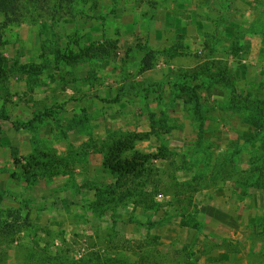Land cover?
Listing matches in <instances>:
<instances>
[{
    "label": "rangeland",
    "instance_id": "374dc122",
    "mask_svg": "<svg viewBox=\"0 0 264 264\" xmlns=\"http://www.w3.org/2000/svg\"><path fill=\"white\" fill-rule=\"evenodd\" d=\"M148 52L152 66L139 72ZM0 53V208H19L31 227L10 236V264H23L25 247L58 248L66 264H187L191 252L196 264L247 262L264 185L208 176L226 155L248 167L252 129L222 85L185 102L173 84L215 57L237 93L264 87V0H74L56 13H0ZM127 132L146 135L135 148L158 156L134 175L144 193L97 204L116 179L103 165L107 137ZM196 175L195 190L182 185ZM175 183L184 192L171 196ZM224 238L246 246L226 252Z\"/></svg>",
    "mask_w": 264,
    "mask_h": 264
},
{
    "label": "trees",
    "instance_id": "16d2710c",
    "mask_svg": "<svg viewBox=\"0 0 264 264\" xmlns=\"http://www.w3.org/2000/svg\"><path fill=\"white\" fill-rule=\"evenodd\" d=\"M73 2L74 0H0V13L7 17H14L22 10L29 11L32 7L37 10H47L56 13L59 10L65 11V8H68ZM25 5L28 6L25 7ZM152 59V54L148 52L142 58L138 71L143 72L150 69ZM4 63L5 57L0 53V74L2 76L6 73L3 68ZM232 72L233 70L228 63L223 62L221 59L210 57L192 69L181 71L177 75L173 87L187 93L188 98L184 100L185 102H197L200 98L197 91H206L208 93L218 85H222L228 89V102L230 103H228V108L240 117L241 122L251 127L252 132L249 137L245 138L244 143L247 145L253 144L254 148H249L248 167L245 170L238 169L235 161L230 162V155H226L223 157L224 160L219 161L217 166L211 170L208 179L214 181V185L219 181H233L238 188L245 190L249 186L261 187L264 185V87L250 88L245 94H239L236 91ZM157 88H160V85ZM111 101L116 102L117 99L115 98ZM0 118L8 119V116L0 111ZM29 123H32V121ZM19 127L16 128L18 129ZM199 131L202 132L201 129ZM199 135L201 136L202 134L199 133ZM145 136L127 132L117 135L111 134L107 137L108 147L103 155V165L115 175L116 179L113 184L107 187L105 193H102V191L97 193V204L99 203L98 201L102 203L106 201L105 204L110 207V204L113 202L126 203L133 198L134 202L138 203V199L136 200L135 197L138 194H143L144 189H139L136 186L137 183L134 182V175L147 170L145 165H147L148 161L157 159L158 157L155 154L140 152L135 148L136 140H142ZM13 160L16 162V156L13 157ZM199 178L200 176L196 175L191 181H187L182 185L195 190L194 188H197ZM127 181L130 183L128 186L125 184ZM172 189H169L171 192H167L171 196L174 195L172 194L173 192H184L181 185L178 187L176 183ZM118 199L120 200L117 201ZM179 200L181 202L182 199ZM95 205L96 203H94ZM99 205L103 206L102 204ZM98 209L101 210V208ZM174 211H177V215L183 218L185 225L199 230L196 223L186 220L188 217L182 213L181 209L178 210L175 207ZM15 212V214H11L0 208V261L3 262L0 264H10L8 253L11 247L8 243L13 241V238L10 236L30 227L28 215L26 214L22 217L19 208ZM247 239L249 242L247 264H264V212L261 216L254 219ZM222 241L221 244H217V247L226 252L239 253L246 246V243L239 242L238 240L232 241L224 238ZM258 242L261 245L259 250L256 251L253 247ZM24 249L23 264H66L65 261L67 262L66 253L58 248H56V252L54 253L47 252L45 248L38 247L35 249L25 247ZM191 255H193L192 252L187 264H196ZM98 260H101V257H98ZM78 264L91 263H88V260L81 259L78 260Z\"/></svg>",
    "mask_w": 264,
    "mask_h": 264
},
{
    "label": "crops",
    "instance_id": "0c3cea01",
    "mask_svg": "<svg viewBox=\"0 0 264 264\" xmlns=\"http://www.w3.org/2000/svg\"><path fill=\"white\" fill-rule=\"evenodd\" d=\"M245 256L247 255V252H246V254H244ZM246 264H247V262H245ZM245 263H241V264H245Z\"/></svg>",
    "mask_w": 264,
    "mask_h": 264
}]
</instances>
